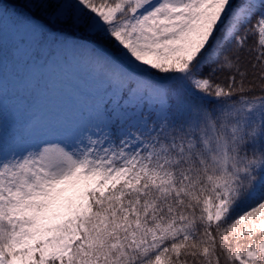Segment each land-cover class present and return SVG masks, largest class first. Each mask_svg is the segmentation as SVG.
<instances>
[{
    "label": "snow or ice",
    "instance_id": "obj_1",
    "mask_svg": "<svg viewBox=\"0 0 264 264\" xmlns=\"http://www.w3.org/2000/svg\"><path fill=\"white\" fill-rule=\"evenodd\" d=\"M5 19L98 88L76 123L0 103V264H264V0H0Z\"/></svg>",
    "mask_w": 264,
    "mask_h": 264
},
{
    "label": "rangeland",
    "instance_id": "obj_2",
    "mask_svg": "<svg viewBox=\"0 0 264 264\" xmlns=\"http://www.w3.org/2000/svg\"><path fill=\"white\" fill-rule=\"evenodd\" d=\"M19 38L7 19L0 22V103L6 114L28 108L48 119L78 122L98 88L90 70L58 58L49 62L47 53L37 61L33 47L18 45Z\"/></svg>",
    "mask_w": 264,
    "mask_h": 264
}]
</instances>
